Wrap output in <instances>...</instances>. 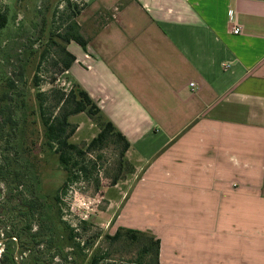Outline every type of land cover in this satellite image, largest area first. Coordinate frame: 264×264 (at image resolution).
<instances>
[{
  "label": "crops",
  "instance_id": "obj_1",
  "mask_svg": "<svg viewBox=\"0 0 264 264\" xmlns=\"http://www.w3.org/2000/svg\"><path fill=\"white\" fill-rule=\"evenodd\" d=\"M100 11L66 74L130 141L127 210L168 205L160 264H264V0H91L82 30Z\"/></svg>",
  "mask_w": 264,
  "mask_h": 264
},
{
  "label": "rangeland",
  "instance_id": "obj_2",
  "mask_svg": "<svg viewBox=\"0 0 264 264\" xmlns=\"http://www.w3.org/2000/svg\"><path fill=\"white\" fill-rule=\"evenodd\" d=\"M89 1L0 0V7L7 10L9 19L7 27L0 31V84L7 78L16 79L22 93L17 94L16 107L24 122L16 144L22 161L28 162L26 165L36 178V195L41 203L39 212L29 217L27 208L9 197L7 185L0 182V264H89L94 256L101 264H155L154 250L144 253V249L153 247L151 239L158 238L143 227H147L144 223L159 227L157 221L161 216L156 206L168 205L154 206L143 201L140 216L127 210L138 163L133 155L126 154L127 162L119 170V145L110 144L89 155L87 158L96 165L90 168L88 178H80L66 194L60 193V203L55 200L66 175L58 156L46 146L36 94L52 88L68 92L74 87L66 72L56 65L58 49L51 45V37L64 28L63 22L74 12L69 2L85 9ZM113 13H97L89 26L83 30L81 27L84 37L88 38L112 19ZM42 55L45 60H41ZM21 69L25 70L24 82L17 80ZM37 75L39 87L34 84ZM70 121L78 127L71 142L82 148L99 134L100 129L85 113L72 116ZM1 145L0 142V159ZM117 175L120 178L115 184ZM185 213L179 212L181 218H185ZM182 228L188 234L197 230L194 226ZM129 230L143 235L134 237ZM32 233L40 234L37 241L29 237Z\"/></svg>",
  "mask_w": 264,
  "mask_h": 264
},
{
  "label": "trees",
  "instance_id": "obj_3",
  "mask_svg": "<svg viewBox=\"0 0 264 264\" xmlns=\"http://www.w3.org/2000/svg\"><path fill=\"white\" fill-rule=\"evenodd\" d=\"M69 6L74 9L72 15L67 21L63 22L64 28L58 32H54L51 37V45L57 47L56 65L60 66V71L65 73L70 70L76 57L69 52L68 45L71 42H76L84 50L87 49L88 39L81 32V26L76 21L77 17L84 9H80L78 5ZM8 12L0 7V31L8 25ZM41 60H45V55H42ZM43 62V61H42ZM41 64V63H40ZM38 65L37 72L41 65ZM17 80L24 82L25 70L21 69ZM36 87L40 86V77L34 78ZM19 92L16 79L7 78L0 84V142H1V159H0V182L5 183L8 187V196L18 202L19 206L27 208L29 217H34L41 208L39 197L36 195L35 177L31 175L28 162L22 161L23 156L16 144L21 131L20 126L23 117L17 113V99ZM17 96V97H16ZM38 105V114L40 121L45 130L46 146L58 156L59 164L65 172V181L58 195L56 202L60 203L59 194H66L72 184L80 178L87 177L90 173V168L96 165L87 157L100 149H104L110 144L119 145V170L122 169L126 161V154L131 148L130 141L127 137L114 125L107 115L100 109L98 104L92 97L77 83L70 91L64 89L52 88L47 91H38L36 94ZM85 113L93 120L100 129L99 134L95 137L86 148H82L76 143L71 142V138L77 131V126L70 121L72 116ZM118 175L114 179L115 184L119 181ZM28 194L30 197H28ZM28 231L31 230L30 224ZM27 228V227H26ZM129 233L136 237L142 233L134 230H129ZM40 234H31L29 237L33 241H37ZM120 234H117V238ZM152 238V237H150ZM155 240V241H153ZM151 246L144 249L145 252L154 250L156 261L159 262L160 240L151 239ZM89 264H101L100 259L94 256L89 261Z\"/></svg>",
  "mask_w": 264,
  "mask_h": 264
},
{
  "label": "built area",
  "instance_id": "obj_4",
  "mask_svg": "<svg viewBox=\"0 0 264 264\" xmlns=\"http://www.w3.org/2000/svg\"><path fill=\"white\" fill-rule=\"evenodd\" d=\"M230 14H232V11L230 12ZM234 34L238 35L240 33V29L239 28H236L234 29Z\"/></svg>",
  "mask_w": 264,
  "mask_h": 264
}]
</instances>
